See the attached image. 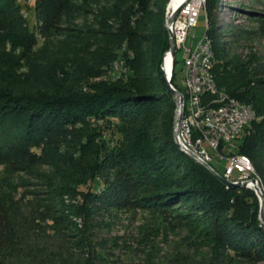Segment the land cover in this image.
<instances>
[{
    "label": "trees",
    "instance_id": "trees-1",
    "mask_svg": "<svg viewBox=\"0 0 264 264\" xmlns=\"http://www.w3.org/2000/svg\"><path fill=\"white\" fill-rule=\"evenodd\" d=\"M102 1L96 7V30L86 24L87 37L60 41L55 61L43 68L29 65L26 73H18L14 60L1 59L6 53L0 50V153L24 173L40 165L49 169L38 174L42 190L30 195L31 200L20 196L21 203L0 202V255L41 249L57 257L55 264H97L85 229L73 218L87 223L100 209L134 201L152 211L201 213L216 245L264 260L256 194L248 188L227 189L175 143L177 98L167 92L160 71L169 49L164 27L168 0ZM217 3L206 0L204 7L216 86L252 107L257 117L235 153L222 145L219 152L244 155L252 162L262 185L264 214V74L255 56L231 55L220 45L213 15ZM35 10L46 30L62 17L69 22L71 12L81 8L70 0H36ZM34 41L16 0H0V48L8 43L26 53ZM175 65L170 84L182 91L175 83ZM109 74L108 80L88 82ZM103 132L119 139L107 142ZM112 164L118 170L111 181L101 172ZM88 181L91 185L85 187ZM51 197L58 210L42 206ZM19 205L30 206L34 214L29 228L18 221ZM72 246L82 258H72Z\"/></svg>",
    "mask_w": 264,
    "mask_h": 264
},
{
    "label": "rangeland",
    "instance_id": "rangeland-1",
    "mask_svg": "<svg viewBox=\"0 0 264 264\" xmlns=\"http://www.w3.org/2000/svg\"><path fill=\"white\" fill-rule=\"evenodd\" d=\"M217 1L213 15L215 18L214 28L217 29L216 36H218L220 45L231 55L242 58L247 55L255 56L257 69L261 74H264V0ZM35 2L36 0H16V5L25 19L28 31L35 40L30 50L23 53L21 48L12 49L8 43L0 48L6 53L4 57L1 56V59H5L7 62L14 60V71L18 73H26L29 65L43 68L47 62L55 61L58 43L68 39L69 36L87 37L86 30L84 31L83 28L86 24L96 30L94 26L96 7L103 1L70 0V4L81 8V11L71 12L69 22H66L62 17L55 27L46 30L41 29ZM200 11L196 27L191 28L188 32L186 48L194 47L206 32L205 9L202 8ZM182 58V52L178 51L176 53L175 83L181 90H183L184 77ZM112 76L109 74L105 78H93L88 82L93 85L108 80ZM247 129L240 134L233 147L227 152L235 153L237 144ZM102 135L107 142H115L119 139L117 134L111 135L110 132H103ZM110 148L108 145L107 149ZM208 155L210 165L221 174L225 160H220L211 150H208ZM117 168V165L113 164L105 166L102 168L101 174L111 178L112 181ZM48 171L46 166L40 165L35 167L34 172H21L0 153V202L5 206L11 202L21 203L20 196H24L26 201L31 200L30 195L38 194L42 190V182L37 177L38 174ZM90 185L91 182L88 181L85 187ZM258 185L262 193L260 179ZM78 190H84V186L78 187ZM250 190L254 192L253 189ZM71 199L79 200L76 197ZM62 200L66 203L70 201L67 197H63ZM42 206L54 211L58 210L53 202V197L42 203ZM16 211L22 228H29L34 218L30 206L20 207L19 205L16 207ZM203 216L201 213L190 214L189 211L180 210V208L165 211L147 210L131 201L127 207L100 209L87 223L79 217L73 218L72 221L78 227L83 226L85 229L87 245L98 256L97 264H264V260L247 259L227 248L216 245L212 240L209 226L204 220L207 217L203 219ZM51 246V250L57 253L56 245ZM74 249L73 246L69 249L73 255L72 258H82L81 251ZM40 250L22 249L11 254H1L0 264H55L57 262V257L47 251Z\"/></svg>",
    "mask_w": 264,
    "mask_h": 264
},
{
    "label": "built area",
    "instance_id": "built-area-1",
    "mask_svg": "<svg viewBox=\"0 0 264 264\" xmlns=\"http://www.w3.org/2000/svg\"><path fill=\"white\" fill-rule=\"evenodd\" d=\"M201 2L202 0H174V12L179 13V20L168 22L175 44L174 58L170 53L172 71L174 63H177L176 53L181 51L183 55V90L178 91L170 84L174 91L180 93L176 95L180 106V137L196 162L208 164V150H211L220 160H225L220 175L222 178L232 183L244 182L254 186L244 155L225 156L219 152V148L222 145L225 150L230 151L240 134L256 119L250 117L248 104L233 105L232 98L218 90L213 67L207 60L206 34H203L194 47L185 46L189 30L197 25Z\"/></svg>",
    "mask_w": 264,
    "mask_h": 264
},
{
    "label": "bare ground",
    "instance_id": "bare-ground-1",
    "mask_svg": "<svg viewBox=\"0 0 264 264\" xmlns=\"http://www.w3.org/2000/svg\"><path fill=\"white\" fill-rule=\"evenodd\" d=\"M173 1L174 0L168 1L166 9H165V13H164V18H165L164 19V27H165L166 31L169 33L168 34L169 41H170V39L173 40V33L171 31V28H170L168 22L171 19V17L176 13V12H174ZM205 2H206V0H202V2L200 4V10L205 7ZM178 20H179V13L176 15V17L174 18L173 21H178ZM206 49H207V60L210 63V65L213 67V61H214L213 51L211 49L210 42L207 38H206ZM162 69H163L164 73L166 74V76L170 75L172 65H171V58H170L169 49H168V52L166 54V57L163 60ZM175 97H176V95L174 96V98ZM232 103H233V105H243L242 103H240L234 99H232ZM248 111L250 112V117H252L253 119H257L256 113L252 107L248 106ZM179 123H180V106H179V102L177 99L175 122H174V128H173L175 143L177 144L178 148L182 152H184L186 155L190 156L191 158H193L195 160L193 154L191 152H189V149H187V145L185 144L183 139L180 137ZM244 161L246 162V166H247V170L249 172L250 179L254 180V186L248 185L246 183V188L249 187L250 189H253L255 194H256L255 188H257L260 191V189L258 188L259 187V185H258L259 179H258V177L255 176L254 169H253L251 163L249 162V160L246 157H244ZM260 193H261V191H260ZM261 195H262V193H261ZM256 196H257V194H256ZM262 199H263V196H262Z\"/></svg>",
    "mask_w": 264,
    "mask_h": 264
},
{
    "label": "water",
    "instance_id": "water-1",
    "mask_svg": "<svg viewBox=\"0 0 264 264\" xmlns=\"http://www.w3.org/2000/svg\"><path fill=\"white\" fill-rule=\"evenodd\" d=\"M178 14V12H176L172 17L171 19L169 20V23H171L174 18L176 17V15ZM171 37V36H170ZM169 51L171 53V56L172 58H174L175 56V44L173 42L172 39H170L169 41ZM163 60H164V55H163V58H162V63H163ZM160 71H161V77H162V80L164 82V85L166 87V90L169 94H171L172 96H175V95H180L179 92L177 91H174L171 86H170V80H171V73H172V69H171V73L169 76H166V74L164 73L163 69H162V64H161V68H160ZM203 166L205 168H207L227 189H233V188H236V187H241V188H246V183L244 182H239V183H232V182H229L227 180H225L224 178H222L219 174H217L215 171H213L210 166L206 163H203ZM252 183H254V180H252ZM256 191V194L260 200V213H259V220L261 222V226L264 227V214H263V199H262V195L260 193V191L258 189H255Z\"/></svg>",
    "mask_w": 264,
    "mask_h": 264
}]
</instances>
